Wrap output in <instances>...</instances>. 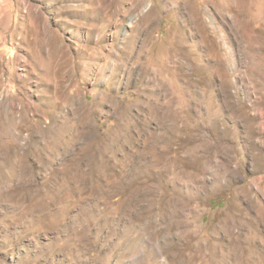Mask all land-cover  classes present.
<instances>
[{"label": "rangeland", "instance_id": "obj_1", "mask_svg": "<svg viewBox=\"0 0 264 264\" xmlns=\"http://www.w3.org/2000/svg\"><path fill=\"white\" fill-rule=\"evenodd\" d=\"M0 264H264V0H0Z\"/></svg>", "mask_w": 264, "mask_h": 264}, {"label": "bare ground", "instance_id": "obj_2", "mask_svg": "<svg viewBox=\"0 0 264 264\" xmlns=\"http://www.w3.org/2000/svg\"><path fill=\"white\" fill-rule=\"evenodd\" d=\"M134 4H135L136 7H139V6H140V2H138V1H135ZM144 17H145V16H144ZM148 18H149V17H148ZM193 30H194V29H193ZM200 30H201V29H200ZM151 32H152V31H151ZM201 33H202V32H201ZM201 33H200V34H201ZM185 35H186V34H185ZM191 37H192V36H191ZM187 39H188V38H187ZM130 44H131V43H130ZM190 44H191V43H190ZM190 44H189V46H190ZM127 45H128V44H127ZM151 47H152V46H151ZM197 47H198V46H197ZM174 49H175V48H174ZM212 49H213V48H212ZM162 50H163V49H162ZM128 51H129V50H128ZM180 52H181V50H180ZM197 52H198V51H197ZM172 56H173V55H172ZM172 56H171V57H172ZM168 59H169V58H168ZM186 59H187V58H186ZM124 63H125V62H124ZM179 79H180V78H179ZM178 84H179V83H178ZM22 260H23V259H22ZM26 262H27V261H26Z\"/></svg>", "mask_w": 264, "mask_h": 264}]
</instances>
